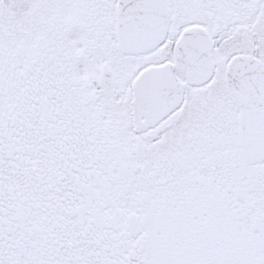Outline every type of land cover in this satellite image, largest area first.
<instances>
[{
  "label": "snow or ice",
  "instance_id": "snow-or-ice-1",
  "mask_svg": "<svg viewBox=\"0 0 264 264\" xmlns=\"http://www.w3.org/2000/svg\"><path fill=\"white\" fill-rule=\"evenodd\" d=\"M0 264H264V0H0Z\"/></svg>",
  "mask_w": 264,
  "mask_h": 264
}]
</instances>
